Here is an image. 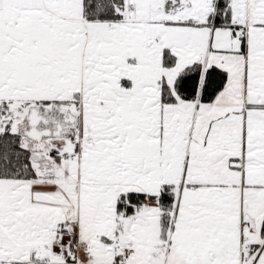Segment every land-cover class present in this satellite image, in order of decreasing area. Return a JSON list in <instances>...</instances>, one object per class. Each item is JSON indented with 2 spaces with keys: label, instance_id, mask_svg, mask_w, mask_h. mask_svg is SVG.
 <instances>
[{
  "label": "snow or ice",
  "instance_id": "1",
  "mask_svg": "<svg viewBox=\"0 0 264 264\" xmlns=\"http://www.w3.org/2000/svg\"><path fill=\"white\" fill-rule=\"evenodd\" d=\"M0 264H264V0H0Z\"/></svg>",
  "mask_w": 264,
  "mask_h": 264
}]
</instances>
